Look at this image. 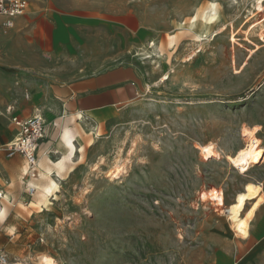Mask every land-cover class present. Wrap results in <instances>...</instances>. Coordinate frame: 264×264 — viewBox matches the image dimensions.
Segmentation results:
<instances>
[{
  "label": "rangeland",
  "instance_id": "374dc122",
  "mask_svg": "<svg viewBox=\"0 0 264 264\" xmlns=\"http://www.w3.org/2000/svg\"><path fill=\"white\" fill-rule=\"evenodd\" d=\"M211 4L220 12L212 31L190 29ZM33 9L106 20L133 14L143 35L129 55L138 60L157 48L158 58L139 57L146 92L125 109L77 117L37 110L46 124L37 180L23 174L22 156H8L15 131L0 134V209L21 197L27 205L9 235L0 233V257L17 264H40L45 255L55 264H264L263 245L245 258L241 249L253 244L264 204V2L30 0ZM248 149L262 153L242 174L231 160ZM41 171L60 184L49 202L42 189L51 181ZM229 210L242 224L232 223Z\"/></svg>",
  "mask_w": 264,
  "mask_h": 264
},
{
  "label": "crops",
  "instance_id": "0c3cea01",
  "mask_svg": "<svg viewBox=\"0 0 264 264\" xmlns=\"http://www.w3.org/2000/svg\"><path fill=\"white\" fill-rule=\"evenodd\" d=\"M140 30L133 14L106 20L35 9L17 18L12 28L0 27V134L15 131L16 137L12 118H32L37 110L77 117L138 101L146 92V75L143 62L129 53L140 50ZM43 144L39 163L46 155ZM17 199L1 208L0 233L9 235L6 229L14 227L16 212H26V199ZM255 217V240L241 248L242 258L264 246V204Z\"/></svg>",
  "mask_w": 264,
  "mask_h": 264
},
{
  "label": "built area",
  "instance_id": "2783aa9c",
  "mask_svg": "<svg viewBox=\"0 0 264 264\" xmlns=\"http://www.w3.org/2000/svg\"><path fill=\"white\" fill-rule=\"evenodd\" d=\"M30 0H0V27L12 28L15 20L25 15L29 9ZM1 115V114H0ZM12 124L18 130L16 137L6 144L5 148L9 157L20 155L27 165L25 176L37 180L39 169L38 151L46 136V124L43 115L32 118H12ZM28 194L35 193V187L26 185ZM2 195H0L1 198ZM0 264H17L10 262L7 257H0Z\"/></svg>",
  "mask_w": 264,
  "mask_h": 264
},
{
  "label": "bare ground",
  "instance_id": "6f19581e",
  "mask_svg": "<svg viewBox=\"0 0 264 264\" xmlns=\"http://www.w3.org/2000/svg\"><path fill=\"white\" fill-rule=\"evenodd\" d=\"M257 1H259V3L264 2V0H257ZM219 19H220V12H219L217 5L211 4L209 6V12H207L206 10H204L202 12H200V11L197 12V14L192 18V20L188 22V27L190 29L200 28L201 30H203V32L205 34H209L212 31L213 26L218 23ZM157 52H158V49L153 48V49H149V51H147V52H143L141 56L139 54H137L138 60H139V57H143L142 59H150V60H152L154 58H158ZM142 59H140V61H142ZM68 141L65 140V142H68ZM65 142H64V144H65ZM65 145L68 146V150L72 153L76 150V146H74V144H72L71 142H69V144H65ZM261 153H262V151H260V150L248 149L247 151H244L242 153L235 155L234 158L231 160L232 165L239 173L246 174V173H248V171H250V168H252L253 165H255V162L259 159ZM121 171H123V170H122V168L119 167V168L115 169L114 171H112L111 173H109V177L115 178L118 176V174ZM40 176L42 178L48 177L51 181L49 183V185L44 186L42 189V195H43L44 200L46 202H49L50 197H52V195L55 192L59 191L60 184H59V182L53 181L51 174H49L45 171H41ZM0 195H1V193H0ZM2 213H3V211L0 209V215H2ZM227 214H230L229 218L232 221V223H234L235 225L242 224L243 220L238 216V214L236 215L235 210H229L227 212ZM3 217H5V215ZM248 237L249 236H247L246 238H248ZM40 264H55V261L53 258L45 255L40 259Z\"/></svg>",
  "mask_w": 264,
  "mask_h": 264
}]
</instances>
